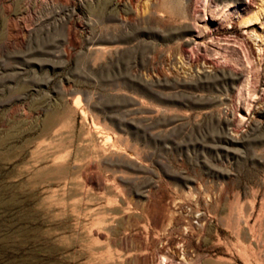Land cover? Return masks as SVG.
<instances>
[{
    "label": "rangeland",
    "instance_id": "1",
    "mask_svg": "<svg viewBox=\"0 0 264 264\" xmlns=\"http://www.w3.org/2000/svg\"><path fill=\"white\" fill-rule=\"evenodd\" d=\"M0 264H264V0H0Z\"/></svg>",
    "mask_w": 264,
    "mask_h": 264
}]
</instances>
